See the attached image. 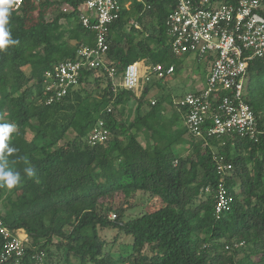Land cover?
Segmentation results:
<instances>
[{"label": "trees", "instance_id": "16d2710c", "mask_svg": "<svg viewBox=\"0 0 264 264\" xmlns=\"http://www.w3.org/2000/svg\"><path fill=\"white\" fill-rule=\"evenodd\" d=\"M83 1L59 0L74 11L47 20L38 0H23L8 24L19 43L0 51V123L15 125L6 143L17 152L8 160L22 176L16 188L0 187V221L26 234L18 264H264V56L250 63L245 83L244 97L260 130L254 140L235 134L194 138L183 124L184 109L163 121L161 133L156 125L162 101L151 105L147 97L159 82L145 84L139 95L113 92L101 70L82 71L74 89L47 105L43 74L75 60L80 47L94 45V34L75 11ZM132 4L108 29L106 57L117 75L140 61L175 65L165 27L175 1ZM133 14L137 23L147 17L154 24L126 30ZM130 102L131 120L124 116ZM98 121L108 140L89 147L87 137ZM28 131L31 138L22 141ZM69 133L72 139L62 143ZM184 135L192 140L191 151L176 155L173 148ZM215 157L231 169L219 173ZM28 166L35 168L34 177L24 174ZM218 185L231 198L220 214ZM131 195L158 207L123 221ZM110 229L118 233L108 242L100 233ZM118 234L130 237V252L114 258ZM2 248L0 236V254Z\"/></svg>", "mask_w": 264, "mask_h": 264}, {"label": "built area", "instance_id": "2783aa9c", "mask_svg": "<svg viewBox=\"0 0 264 264\" xmlns=\"http://www.w3.org/2000/svg\"><path fill=\"white\" fill-rule=\"evenodd\" d=\"M134 1L142 3V0ZM174 1L175 7L165 21L172 54L189 55L198 62L204 60L208 66L205 86L173 102L179 111L185 110L183 124L188 134L197 139L233 134L256 139L260 130L244 96L249 65L264 56V16L261 15L264 0ZM22 3L23 0H14L11 11L19 12ZM131 4L132 0H84L76 7L79 23L94 34V45L80 47L75 60L59 62L43 74L42 98L47 105L61 100L74 89L84 70L103 71L113 92L117 88L137 91L149 83L151 77L162 81L174 74L173 64L140 61L127 65L117 75L114 62L107 59L109 26L118 19L121 10H128ZM61 10L74 11L68 5H63ZM132 24L139 29L137 22ZM150 104L154 105L155 101ZM108 137L104 123L98 121L86 142L89 147H96L104 145ZM214 159L219 173L231 169L221 157ZM230 201L225 188L218 185L215 213L226 210ZM20 232L23 231L11 230L0 221L1 263L13 259V264H18L27 240Z\"/></svg>", "mask_w": 264, "mask_h": 264}, {"label": "rangeland", "instance_id": "374dc122", "mask_svg": "<svg viewBox=\"0 0 264 264\" xmlns=\"http://www.w3.org/2000/svg\"><path fill=\"white\" fill-rule=\"evenodd\" d=\"M132 3L133 6V0ZM37 4L39 10L43 12L45 19L47 20L54 18L59 12L66 14L61 10V8H63V5H60L59 0H38ZM129 10H131V5L129 6ZM261 13L264 16V5L262 7ZM35 14H37V12H35ZM136 18L137 14H133V16L129 20L126 30L130 25H133L132 22L136 23ZM144 19V21L143 19H141L138 23L139 29L141 30L148 29L154 24L149 20V18L146 17ZM133 45L134 43L132 44V46ZM124 47H128L127 43H124ZM175 67L176 70L172 76L162 81H155V79L151 77L150 82L147 83V85H149L159 82L160 85V87L155 86L154 88H151V90L148 92L147 97H151L150 100L162 101L161 106L159 107V110L162 111V113L160 114L161 121L156 125V129H158L161 133L165 131L163 121L166 122L169 118H171L173 115L178 114L179 112V110L174 106L173 102L176 101L178 97L180 98V96L182 97L186 93L195 92L202 89L205 86V77L208 72V66L204 64V60L198 62L197 60H193V58L189 55L177 57ZM134 92L136 95H139L140 90ZM134 107L135 104L133 102H130L124 107V116H127L129 114L130 120L133 118ZM181 126L182 123H179L176 124L174 128H181ZM31 136L32 134L28 131L22 141L29 140ZM72 137L73 133H69L62 143H65L66 141L72 139ZM138 141L143 146L146 143V141L142 137H139ZM181 141H183V144L178 143L173 148V151L176 155L188 154L191 151L188 147L192 146V140H190L187 135H184L181 138ZM128 197L129 205L132 206V209L127 211L126 217L123 219V221H127L129 217H136L141 213L150 211L158 207L157 202H151L149 204L147 198L141 195H137L135 197L131 195ZM22 233L26 236L24 231ZM22 233L20 232L21 236L24 237ZM117 233L118 232L116 230L110 229L104 230L102 233H100V235L103 236L108 242H110ZM129 243L130 237L127 238L123 234H118V238L111 250L112 256L116 258L117 256L127 255L130 252V248L128 247Z\"/></svg>", "mask_w": 264, "mask_h": 264}, {"label": "clouds", "instance_id": "9594fccd", "mask_svg": "<svg viewBox=\"0 0 264 264\" xmlns=\"http://www.w3.org/2000/svg\"><path fill=\"white\" fill-rule=\"evenodd\" d=\"M13 4L14 0H0V51L19 43L12 38L11 29L8 27ZM14 130L15 125L0 123V150L4 152V155H0V187H6L9 190L16 188L22 182L21 172L10 167L8 160V156L17 152L15 147L6 143ZM23 172L27 177L36 175L35 168L32 166L25 167Z\"/></svg>", "mask_w": 264, "mask_h": 264}, {"label": "crops", "instance_id": "0c3cea01", "mask_svg": "<svg viewBox=\"0 0 264 264\" xmlns=\"http://www.w3.org/2000/svg\"><path fill=\"white\" fill-rule=\"evenodd\" d=\"M262 15V14H261ZM263 16V15H262ZM206 78V77H205ZM183 125V124H182ZM189 148V147H188Z\"/></svg>", "mask_w": 264, "mask_h": 264}]
</instances>
